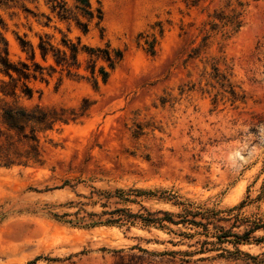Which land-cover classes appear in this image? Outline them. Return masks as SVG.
Masks as SVG:
<instances>
[{
	"label": "rangeland",
	"instance_id": "rangeland-1",
	"mask_svg": "<svg viewBox=\"0 0 264 264\" xmlns=\"http://www.w3.org/2000/svg\"><path fill=\"white\" fill-rule=\"evenodd\" d=\"M91 4L103 31L83 34L46 0H0L14 64L32 65L19 39L122 52L96 87L85 52L13 75L7 100L76 117L38 133L42 164L0 166V264H264V0Z\"/></svg>",
	"mask_w": 264,
	"mask_h": 264
},
{
	"label": "trees",
	"instance_id": "trees-1",
	"mask_svg": "<svg viewBox=\"0 0 264 264\" xmlns=\"http://www.w3.org/2000/svg\"><path fill=\"white\" fill-rule=\"evenodd\" d=\"M71 1L72 7L67 6L66 0H46V4H49L51 12H56L61 19L72 18L83 34L88 32L92 22L103 31L100 26L103 17L100 6L93 8L91 0ZM225 25L238 28L240 20H238V16H229ZM19 41L22 51L28 55L32 65L22 61L18 64L10 62L6 43H4L3 55L0 53L1 71L10 79L7 83L2 82V97H0V166L5 168L42 164L38 133L52 129L56 123L67 124L76 117L74 112L68 113V110L63 108H48L39 105L25 107L16 100H7V97L18 96L16 84L10 83L15 80L14 74L18 77L16 81L27 80L30 77L44 80L45 75L51 76L55 72V67L48 65L50 72L45 74V68L35 61L37 54L44 62L51 57L56 67L61 70L66 69L69 73L71 68H79L78 54L85 52L88 58L85 69L89 72V80L96 87L98 79L104 83L108 78L109 71L122 58V52L111 48L109 44H105L102 48H87L85 46L80 47V42H63L67 50H60L54 47L49 39L40 38L37 52L29 42L22 39ZM99 60L106 63L108 69L103 66L96 68ZM20 89L23 96L31 98L32 90L24 82H22ZM81 109L85 111L87 107ZM70 115L72 116L69 117Z\"/></svg>",
	"mask_w": 264,
	"mask_h": 264
}]
</instances>
